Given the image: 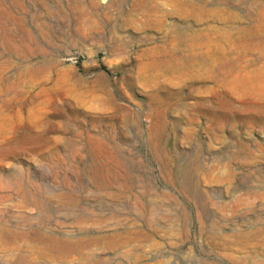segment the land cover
Returning <instances> with one entry per match:
<instances>
[{"label":"rangeland","instance_id":"obj_1","mask_svg":"<svg viewBox=\"0 0 264 264\" xmlns=\"http://www.w3.org/2000/svg\"><path fill=\"white\" fill-rule=\"evenodd\" d=\"M189 166L205 215L174 179ZM42 204L68 250L35 234ZM19 253L264 264V0H0V264Z\"/></svg>","mask_w":264,"mask_h":264},{"label":"bare ground","instance_id":"obj_2","mask_svg":"<svg viewBox=\"0 0 264 264\" xmlns=\"http://www.w3.org/2000/svg\"><path fill=\"white\" fill-rule=\"evenodd\" d=\"M197 170H198V168H194L192 166L183 167V169H180L178 171V173L176 175L177 178L175 177L174 179H177V184H178L179 188H181L182 191L186 194V197L191 202H193V203H195L197 205L198 211L204 213V215H205L204 207H205V203L207 201V198H205L206 197V193L201 191L199 189L198 185H197L196 176L194 174V173H196ZM92 185L96 186L97 184H95L93 182ZM59 193L60 194H57V193L53 194L52 198L48 199L49 201H51L50 205H52L54 202H57V203L64 202V203H66V202H68L69 200L72 199V198H66L65 194H63V193H66V192H63V190H61ZM68 193L69 194L70 193L73 194L74 190L73 189H69L67 194ZM124 193H123V195H124ZM110 196L112 197L110 199H114V197H115V195H112V194ZM99 199H101V197ZM106 200H108V199H106ZM149 202H150V200L147 197H143V199H140V198L136 197V200L133 201L134 204L131 207V208H133L131 211L132 212L136 211L138 213V215L144 219L145 223L148 226H150L153 223V220H154V219L150 218V215H149L150 214V209H151L150 206H149ZM31 204L35 205L34 202H31ZM42 206H43L42 209L44 210V213L42 215H39L37 218H35V217L32 218L31 217L32 220L34 219V220H38L39 221V228L42 229V232L39 230V228L34 230L35 234L39 235L41 240H43L44 242L48 243L49 245L51 244L53 247L57 246L58 249L68 250L70 248V246H71V243L78 242V240H76L77 238H75L74 236L66 234L67 232L69 233V231L61 232L60 233L61 236L56 235V233H55L56 230H54V229H55V226L58 223V220H57V217H56L57 211H55V209H57V207L56 208L54 207L55 208L54 209L53 207L46 206L44 204H42ZM92 213H93L92 210L81 209L80 212L77 214L76 221L80 222V223L91 222L92 225H94V226H97V225L102 224L104 222V220H102V219H100V220L93 219L94 216H96V215H94ZM110 214L111 215H110V217L108 219L116 218L117 216L120 215V212L119 213H117V212L115 213L114 211H112ZM8 233L17 234L18 232L14 231L12 229H8L7 230V234ZM64 236H67V237H64ZM90 241L91 240L88 239V240H86V243H88ZM18 259H19L21 264H30V262L28 261V257L26 255H23V254L19 253Z\"/></svg>","mask_w":264,"mask_h":264}]
</instances>
